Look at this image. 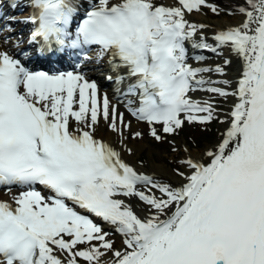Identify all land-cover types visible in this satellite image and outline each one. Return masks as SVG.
Wrapping results in <instances>:
<instances>
[{
	"label": "snow or ice",
	"instance_id": "snow-or-ice-1",
	"mask_svg": "<svg viewBox=\"0 0 264 264\" xmlns=\"http://www.w3.org/2000/svg\"><path fill=\"white\" fill-rule=\"evenodd\" d=\"M29 6L28 44H38L41 55L75 50L79 62L73 71L50 74L0 51V187L21 189L12 203L0 201V264H264V0L238 5L243 21L215 31L212 45L208 26L186 18L202 6L218 14L207 0L175 6L29 0ZM189 44L217 55L227 48L240 61L235 87L205 75H225L231 60L193 67ZM93 46L96 62L106 59L116 73L105 77L113 99L82 71ZM195 92L209 97L194 99ZM217 97L234 98L226 119ZM120 104L157 143L186 124L220 120L226 128L214 150L177 159L173 184L138 171L97 136L103 122L132 154L125 141L143 133L132 131ZM112 234L120 236L119 248Z\"/></svg>",
	"mask_w": 264,
	"mask_h": 264
},
{
	"label": "bare ground",
	"instance_id": "bare-ground-1",
	"mask_svg": "<svg viewBox=\"0 0 264 264\" xmlns=\"http://www.w3.org/2000/svg\"><path fill=\"white\" fill-rule=\"evenodd\" d=\"M160 3H163L165 6H175V0H159ZM207 2H210L212 5L215 7L219 8L220 10H228L229 13L232 12L234 14L222 16L221 12L218 11V14L213 13L211 10L208 12L202 11H193L190 14L186 15V18L189 22L194 23V24H205L208 27L205 28L203 31L205 35L208 37L207 42L212 45L214 44L210 40V33L215 30L219 29H225L228 26L231 25H238L241 23L244 19L242 15H240L237 12V6L242 5L244 3V0H207ZM25 14L21 15H15V19H21L24 18ZM13 30L16 29L19 33H9L7 30H3V33L0 35V51H7L10 55H13L16 57V51L19 49L23 48L24 46V40L25 36H27V28L28 26L26 25L25 22H16L14 25ZM19 45V46H17ZM227 49V48H226ZM228 50V49H227ZM221 54H213V55H204L201 50L199 49H193L192 46L188 47V54H189V64H191L193 67L197 66H215V65H224V60L229 59L231 60V63L225 67V75L220 76L217 74H205V75H210L212 79L214 80H220V79H226L229 80L231 83V87H235V81L239 76V71H240V61L230 53L220 50ZM195 56H203L204 59L200 62H197L193 57ZM93 59L89 62H85L84 65L82 66V71L86 74L87 78L91 81H95L100 89L101 94L107 93L110 99H113L114 93H111L110 89L106 88V85L104 84L105 77L108 76V71H109V65L106 61V59L100 61L99 63L96 62L95 60V54H93ZM93 67V68H90ZM94 70V72H97L99 75L98 77H94L90 74V72ZM73 71V70H69ZM219 87H223V85H217ZM209 94L206 92H201L197 96H193L194 99L197 100H203V99H208ZM223 100V107L220 110L219 108V115L220 119H226L225 114L230 110L231 105L234 102V98L230 97L227 100ZM217 101V100H216ZM113 102H116L113 100ZM217 104V102H216ZM217 107V106H216ZM120 111L125 112V118L127 120L132 121V131H140L143 133V138L142 139H132L131 135H129L128 140L125 141V144L127 148H130L132 150V154L129 155L126 151H123L121 148V145L119 143V140L115 134L110 132L106 126L101 122L100 127L97 130V136L102 138L105 142L111 144L113 147H115L118 151H121L122 158L127 162L128 164L132 165L135 167L138 171H143L147 174H152L155 175L158 178H162L166 181H169L173 184L179 183V179L174 176L172 172L169 170L165 169L163 167L164 163H161L163 161V156L161 157L160 153L158 154L156 150H153L148 143V139L151 137L149 135V128L147 124L144 123H138L137 121L133 120L132 117L126 112L123 104L119 105ZM222 124V127L220 130L216 131V137L213 139L212 142L206 143V145L203 146V148H200L197 150L195 153L188 152L185 153L182 151V149L186 148L185 144L182 143V141H175L176 146L181 149V156L185 157L187 155H191L193 158H200L206 151L208 150H214L215 145L221 140V134L224 132L226 128V124ZM144 151L148 152V158L149 161L147 162L146 165L143 164L141 155ZM177 153V152H176ZM207 158L205 157V161ZM18 193L11 191V192H4L0 191V201H7L9 203H12V197ZM135 211L137 212L138 215H143V212L141 211V208L138 206L140 202L136 199H132L129 201ZM105 230L107 229V226H105ZM118 236V235H116ZM118 239L121 240L120 236H118ZM116 244V243H115ZM117 248L120 247V244L116 246ZM110 255V254H109ZM81 264H84L83 261H81Z\"/></svg>",
	"mask_w": 264,
	"mask_h": 264
},
{
	"label": "rangeland",
	"instance_id": "rangeland-1",
	"mask_svg": "<svg viewBox=\"0 0 264 264\" xmlns=\"http://www.w3.org/2000/svg\"><path fill=\"white\" fill-rule=\"evenodd\" d=\"M218 122L220 123V120H218ZM215 124L216 122H213L212 125H209L207 127H202L201 130L197 128H189V126L191 125H185L184 128L181 130V132L178 135L175 136H168L163 142L161 143H157L154 139H152L150 137V139L148 140V143L150 144L149 146L153 149L156 150V152L160 155L161 157L163 156V161L161 163L163 164V167L167 170H169L170 172L173 173V171L168 168V166L170 164H172V166H174L173 164H176L177 159L181 158L180 154L181 152H177V153H167L166 149H169V143L168 141H182L183 144H186L185 147H187V145H191L190 148H188V151L190 153L192 152H196L197 150H199V148H203L204 145H206V143H210L213 141V139L216 137V131L220 130L222 127V124L220 125V128L217 129L214 133V129H215ZM215 134V135H214ZM196 141H204L203 145L200 146L199 148L196 145ZM176 143V142H175ZM178 154V155H175ZM142 160L143 163H147L149 161L148 158V152L144 151L142 153ZM175 167V166H174ZM178 167V164L176 165V168ZM183 170V169H181Z\"/></svg>",
	"mask_w": 264,
	"mask_h": 264
}]
</instances>
